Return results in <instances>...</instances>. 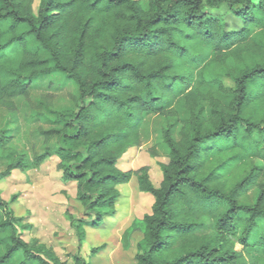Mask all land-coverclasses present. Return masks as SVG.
<instances>
[{"label": "trees", "instance_id": "16d2710c", "mask_svg": "<svg viewBox=\"0 0 264 264\" xmlns=\"http://www.w3.org/2000/svg\"><path fill=\"white\" fill-rule=\"evenodd\" d=\"M222 6L240 29L207 11ZM52 74L78 90L60 129L43 133L61 147L26 161L6 150L12 137L0 131L13 161L0 181L56 157L97 228L132 180L119 163L141 147L145 115L172 116L182 100L180 139L170 127L163 134L169 163L160 186L148 168L137 173L154 203L128 230L143 235L135 264H257L250 252L264 255V0H149L148 10L139 0H0V109L16 112V98L31 105L33 81ZM7 206L0 191V210ZM14 225L7 217L0 233ZM1 244L0 264H67L19 235Z\"/></svg>", "mask_w": 264, "mask_h": 264}, {"label": "rangeland", "instance_id": "374dc122", "mask_svg": "<svg viewBox=\"0 0 264 264\" xmlns=\"http://www.w3.org/2000/svg\"><path fill=\"white\" fill-rule=\"evenodd\" d=\"M139 1L140 6L148 10L149 0ZM207 11L219 15L229 30H238L242 26L227 6ZM223 82L227 92H230L234 87L232 81L224 78ZM58 83L60 86L56 88L51 85L50 90L43 92L41 103L33 106L34 115L37 119L40 118V122L28 125V115L23 118L21 126L26 137L19 136L16 139V147L26 148L30 153L41 151L43 145L36 135L43 136L44 132L54 129L55 124L51 125L54 119L57 122L66 119L68 106L73 105L74 89L72 84L67 85L65 81ZM38 98L36 96V99ZM55 106L62 110L52 115L46 113V108L52 109ZM185 115L182 100L177 103L172 116L145 115L140 132L141 147L129 150L119 163L121 171L133 173L132 180L128 185L118 188L119 200L115 212L106 216L103 224L97 228L87 223L91 218L78 201L77 185L63 182L58 169L59 160L56 157L49 159L38 169L14 171L11 177L0 181L2 198L8 203L6 210H0V221L13 217L15 231L0 233V242L12 235H19L26 243L35 244L36 249L45 246L62 263L67 264H135L136 245L143 235L139 231L129 235L128 230L136 221L151 214L154 203L152 196L139 191L137 173L142 168H148L153 184L157 188L160 186L163 180L161 165L169 163V150L163 138L164 131L170 127L173 139L178 141L182 127L180 120ZM51 139L53 141L49 143V149L57 150L61 147V138ZM3 160V157L0 158V174L13 162ZM257 164L264 168V163L257 161ZM256 196L257 191H253L252 199L255 200ZM25 225L31 228L26 230ZM232 240L236 242V238ZM236 248L241 249L238 244ZM0 249L5 251L4 244H1ZM38 253L41 255L42 251L38 250ZM250 256L257 264H264V255L259 250H253Z\"/></svg>", "mask_w": 264, "mask_h": 264}, {"label": "crops", "instance_id": "0c3cea01", "mask_svg": "<svg viewBox=\"0 0 264 264\" xmlns=\"http://www.w3.org/2000/svg\"><path fill=\"white\" fill-rule=\"evenodd\" d=\"M62 83L64 82L62 77L60 75L57 74H52L49 76H44L41 78H38L36 80L33 81L32 86L30 88V100L32 102V105H30L28 103V101L24 98H16L14 99V103L16 105V112H10L4 108L0 109V131H7L8 135L12 137V142L8 145L6 150H14L16 151L18 154L24 156L26 161H33V156L35 155H41L45 152V150L47 148H50L49 143H51L53 141V139L47 140L42 136V135H36L38 137V141L42 142L43 148L41 151H34L33 153H30V151H28L26 148L25 149H21L16 147L17 143H16V139L23 135V137H26L23 134V130H22V122H24V117L28 115L29 117V122L28 125L30 124H37L38 122H40V118L37 119L38 117L36 115H34V111H33V106H38L41 103V96L43 95V92L50 90L49 88L51 87V85H54L56 88L57 86H60V84L58 83ZM67 85H70L71 83H66ZM73 87V92H72V96H77L78 90L77 87H75L74 85ZM36 96H38L39 98L36 99ZM46 107H44L45 109ZM74 107L73 105L68 106V110H72ZM62 109L58 108L57 106H55L54 108H46V113H51V115L55 112H60ZM56 119H54V121L51 123V125L55 124L54 129H60V125L55 121ZM31 136V133H30ZM29 137V136H28ZM28 142L30 143V138H28ZM3 157V161L5 160V150L0 149V158Z\"/></svg>", "mask_w": 264, "mask_h": 264}]
</instances>
